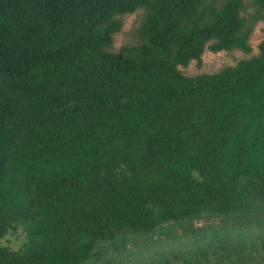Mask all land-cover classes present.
Masks as SVG:
<instances>
[{"label":"trees","instance_id":"obj_1","mask_svg":"<svg viewBox=\"0 0 264 264\" xmlns=\"http://www.w3.org/2000/svg\"><path fill=\"white\" fill-rule=\"evenodd\" d=\"M264 21V0H253ZM139 41L110 50L120 16ZM244 0H0V264H82L117 236L248 212L264 193V33ZM26 236L16 250L1 243Z\"/></svg>","mask_w":264,"mask_h":264},{"label":"rangeland","instance_id":"obj_2","mask_svg":"<svg viewBox=\"0 0 264 264\" xmlns=\"http://www.w3.org/2000/svg\"><path fill=\"white\" fill-rule=\"evenodd\" d=\"M242 21L251 28L249 49L210 51L197 60L179 66L185 75L212 73L258 53L264 21L253 0H244ZM146 9L120 16L121 25L113 35L110 50L131 46L140 39V24ZM248 212L201 215L164 222L148 234L117 236L95 247V255L82 264H264V193L252 199ZM26 239L20 229L9 231L1 243L10 249Z\"/></svg>","mask_w":264,"mask_h":264}]
</instances>
